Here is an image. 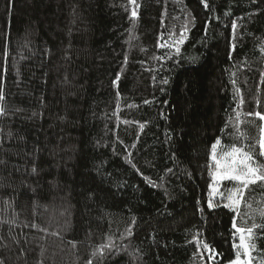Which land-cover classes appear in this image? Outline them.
<instances>
[{"label": "trees", "instance_id": "trees-1", "mask_svg": "<svg viewBox=\"0 0 264 264\" xmlns=\"http://www.w3.org/2000/svg\"><path fill=\"white\" fill-rule=\"evenodd\" d=\"M206 2L0 0L2 264H230L264 226V184L211 195L217 139L264 164V0Z\"/></svg>", "mask_w": 264, "mask_h": 264}, {"label": "snow or ice", "instance_id": "snow-or-ice-1", "mask_svg": "<svg viewBox=\"0 0 264 264\" xmlns=\"http://www.w3.org/2000/svg\"><path fill=\"white\" fill-rule=\"evenodd\" d=\"M132 5H136V0H129ZM204 4V7L207 8L208 4L206 0H201ZM255 2V0H253ZM138 7V5H136ZM132 17L137 16V12L135 8L131 13ZM233 30V39H235V34L237 30V24L234 21L231 25ZM183 34L181 35V39L179 43H183L184 40ZM161 47H165V45H160ZM233 50L235 49V44L232 45ZM264 50V49H262ZM179 47H176V53L179 54ZM160 59V58H158ZM119 80V75L117 76V81ZM114 84L116 81L113 82ZM162 83L167 84V80H163ZM233 83H235L233 81ZM3 93L0 91V100H3ZM242 102V101H241ZM148 103V101H145ZM3 108H0V113H3ZM239 115V114H237ZM253 115V114H249ZM256 117L260 120L264 121V114L260 112L254 113ZM264 132V129L261 130ZM259 143V152L258 155L260 157H264V135L261 136V139L258 141ZM221 144L219 139L212 145V160L214 161L215 172L213 173V179L217 182L220 181H234L237 184V187L230 190L227 199L229 201L225 207L233 208L234 205H239L241 200L244 197L245 190L249 189L250 185H257L258 182L264 184V164L258 163L256 160V155L252 151H245L243 148H238L236 146H232L230 150L224 151L222 153H217V146ZM37 169L35 167L32 168V172L36 173ZM213 191H217V189L213 188ZM214 205L211 200H209L208 207L212 208ZM251 207V205H249ZM235 210V209H234ZM233 227L236 228V232L244 233L245 231L249 234V239L253 233L254 228L264 227L260 225L253 224L252 227L248 229L238 228L235 223H233ZM128 234L131 235V229H128ZM115 245L113 244L111 237L108 238L106 243L100 244L94 250L93 255L97 253L103 255L106 249L111 250ZM203 248L209 249V245L204 243L202 245ZM237 248L236 258L230 261V264H251L252 257L250 253V249L254 248V244H249L245 242V236L242 234L240 236L239 245H234ZM243 249V255L247 256V260L241 259V251ZM2 264V262H0ZM88 264H92L91 261H88Z\"/></svg>", "mask_w": 264, "mask_h": 264}, {"label": "rangeland", "instance_id": "rangeland-1", "mask_svg": "<svg viewBox=\"0 0 264 264\" xmlns=\"http://www.w3.org/2000/svg\"><path fill=\"white\" fill-rule=\"evenodd\" d=\"M224 151H228V150H225L221 145H218L217 146V153L218 154L219 153H222ZM225 183L231 184V185H229L231 187H225V188H223V185ZM235 187H237V184L234 181H227V180H225V181L217 182L216 180H214L213 181V184H212V189H211L212 198L219 199V200H221V199L222 200H226V203L228 204L229 201L227 199V196H228L230 190H232ZM213 188L217 189V191H213ZM240 205H241V203L239 205H234L233 208L239 209ZM242 234L245 236V242L251 244V238L249 239V234L246 231L244 233H239V238H240V236ZM239 243H240V241H239ZM240 251H241V259L242 260H247L248 257L243 255V249H240ZM250 253H251V257H252V249H250ZM251 264H253V258H252Z\"/></svg>", "mask_w": 264, "mask_h": 264}]
</instances>
